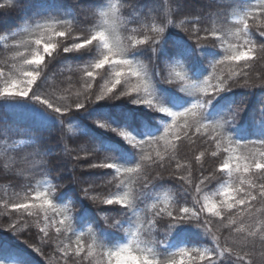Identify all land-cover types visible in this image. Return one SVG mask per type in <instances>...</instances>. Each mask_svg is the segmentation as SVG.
<instances>
[{"label": "snow or ice", "instance_id": "obj_1", "mask_svg": "<svg viewBox=\"0 0 264 264\" xmlns=\"http://www.w3.org/2000/svg\"><path fill=\"white\" fill-rule=\"evenodd\" d=\"M125 5L126 0H83L74 13L25 12L22 27L0 34V100L28 109L23 126L0 122V166L24 178L20 192L0 197L7 217L0 228L20 236L38 229L29 237L33 242H25L46 264H264V72L253 74L257 65L264 67V0H226L223 5L212 0L208 8L216 11L187 13L183 19L182 0H152L146 13L132 9L128 17L122 14ZM13 6L14 0H4L0 9ZM172 29L192 42L184 50L188 55L199 50L204 56L208 47L222 50L207 60L203 78L193 79L185 61L177 58L184 53L160 55ZM141 50L150 53L147 63L135 55ZM90 52L94 55L88 59L76 58ZM60 58L79 62L76 83L81 86L75 92L71 77L67 88L46 86L48 69ZM157 84L176 87L193 100L175 110L158 95ZM234 89H258L261 107L247 112L244 97L210 116L213 101ZM120 97L170 120L160 134L143 139L107 121H94L137 150L134 163L121 162L90 139L87 148L65 144L72 164L69 183L79 185L86 200L110 206L102 211L120 217L108 223L104 216L106 227L98 232L91 224H77L76 202H59L65 185L53 183L56 177L36 178L49 175L43 168L48 153L40 151L35 139L16 137L32 136L50 114H55L62 139L80 134L70 122L76 113ZM242 117L253 129L251 138L233 132ZM29 148L17 160L14 154ZM85 163L88 170L76 175ZM159 225H165L162 232ZM180 226L199 229L204 238L174 243ZM109 232H123L125 238L109 243ZM37 234L41 245H54L48 256L37 246Z\"/></svg>", "mask_w": 264, "mask_h": 264}, {"label": "trees", "instance_id": "obj_2", "mask_svg": "<svg viewBox=\"0 0 264 264\" xmlns=\"http://www.w3.org/2000/svg\"><path fill=\"white\" fill-rule=\"evenodd\" d=\"M99 2L102 4L105 0H99ZM211 2L212 0H182L184 10L179 19H183L184 14L187 13L198 14L201 11H216L215 8H208ZM215 2L223 5L226 3V0H215ZM252 2L255 3V0H252ZM3 3L4 0H0V4ZM16 4L23 5V11L17 10L15 7ZM82 4L83 0H14V6L12 8L0 9V34H6L7 32L22 27L21 22L24 19L25 12L31 15L33 12L47 9L54 14L59 12L74 13L80 11ZM151 4L152 0H126L125 9H122V14L124 17H128L132 9H135L136 12L146 13ZM172 7L177 8L178 6L172 2ZM68 18L70 19L71 16ZM172 18L178 22L176 16ZM91 22L94 23L95 21L92 20ZM170 32L172 34L169 36L168 42L161 49L160 55L174 57L177 56L178 52L184 53L177 58L185 61V65L189 68L193 79L203 78L209 71L207 60L216 58L217 54L222 50L208 47L203 49L204 56H200L199 50L195 55H188L184 50L191 47L192 42L187 41V38L179 29H172ZM179 41H183L184 43L182 45L178 44L177 42ZM92 55H94L93 52L83 55L78 54L76 58L78 60H85ZM135 55L144 59L145 63H147V58L150 53L141 50ZM2 59H4V54L0 53V60ZM78 64L79 62L73 60L63 61V58L54 60L48 69L49 81L46 86L67 88L69 87L67 78L71 77L73 92L78 90L81 86L76 83L79 79V73L76 71ZM166 72L167 68L165 67V74ZM255 72H264V67L257 65L253 70V74ZM157 90L158 95L163 98L164 102L175 110L186 107L193 100L191 95L181 92L178 88L171 85L157 84ZM244 97L247 98V112H251L252 109L258 110L261 107L259 104L258 89H234L232 92L224 93L221 97H217L213 101V107L210 108L209 115H214L226 102L230 100L239 101ZM27 111L28 109L22 103L13 101L10 102V105H6L4 101L0 100V122H21L23 126V123L28 120V117L25 115ZM50 115L51 119L34 129L32 136H18L16 139H35L37 141V146L40 151L48 153L45 157L43 168L49 175L37 176L36 178L44 180L56 177L53 183L65 185V188L58 193L59 202L63 203L69 199L76 202V209L79 211L76 221L77 224L81 228L91 224L98 232H102L103 228L106 227L103 219L104 216L109 217L108 223H112L114 219H120V217L115 212L102 211V209L110 206L96 205L90 200H86L80 196V186L69 183L72 179V164L69 162L67 154L63 151L65 144L68 149H76L79 147L87 148V139H90L103 150L115 155L121 162L134 163L138 158L136 154L137 150L121 136L109 129L100 128L94 121H107L114 127L125 128L143 139L150 135L160 134L165 124L170 120V117L146 105L134 104L126 97H120L115 100L106 98L93 103L88 107L87 111L80 110L76 113L70 122L74 123L80 129V134L73 135L67 133L65 138L62 139L58 130V122L55 114ZM252 131L253 129L249 128L247 123H245L244 117H242L241 123L233 128L234 134L238 137L244 136L251 138ZM30 151L32 149L29 148L14 155H16L17 160H21L26 152ZM81 155L83 154L81 153ZM87 170V164L85 163L75 170L76 175ZM23 183L24 178L17 172L3 169L0 166V197H4L5 194L11 195L13 192H20V186ZM172 187H175V185H172ZM6 219L7 217L3 215V209L0 207V224L5 223ZM158 227L162 232L165 225H159ZM33 233H38V229L33 227L31 231L20 236L9 228H0V260L5 261V264H46L44 257L25 242V240H28L29 243L33 242L29 239ZM200 233L201 230L195 229L192 226H180L179 230L174 233L173 242L180 243L203 239L204 237ZM124 238L125 234L123 232H109L105 236V239L109 243L122 242ZM35 241L38 247H42L45 256L53 252L54 245L49 247L46 244L41 245L39 243V234L35 236Z\"/></svg>", "mask_w": 264, "mask_h": 264}]
</instances>
